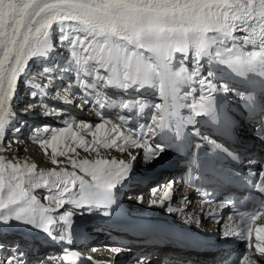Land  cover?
<instances>
[{
  "label": "snow or ice",
  "instance_id": "obj_1",
  "mask_svg": "<svg viewBox=\"0 0 264 264\" xmlns=\"http://www.w3.org/2000/svg\"><path fill=\"white\" fill-rule=\"evenodd\" d=\"M55 33L58 40L54 41ZM57 45L70 51L63 65L56 62L60 58ZM248 46L252 50L246 51ZM30 61L43 62L37 74L46 82L27 80L26 87L31 91L23 115L39 108L43 117H64V109L47 103L52 100L75 105L81 111L88 105L101 122H77L69 117L62 121L65 127L35 128L33 135L45 151L51 149V163L56 166L47 171L38 169L36 163L13 162L0 155V237L9 235L14 226L25 227L43 233L53 244L71 245L77 235L75 212L110 216L118 205L119 190L131 178L138 161L150 167L173 150V144L175 151L200 149L201 144L191 143V136L207 143L212 153L242 160L239 152L202 135L197 125L210 122L224 132L221 109L229 93L249 106L264 107V98L254 92L245 94L226 82L218 83L223 78L216 71L218 65H224L245 79L264 78V0H0V151L9 132L13 137L8 145L11 147L26 126V121H21L20 127H14L19 116L12 102L19 103L20 80L29 76ZM68 76L74 81L61 90L59 82ZM52 88L57 89L54 94L49 91ZM73 88L80 91L73 92ZM109 90L123 95L112 96ZM155 91L163 104L149 98ZM190 97L198 102L182 103ZM77 100H83V104H77ZM181 107L190 109L191 114L180 116ZM112 111L116 115L110 118L107 113ZM200 117L206 120H198ZM139 119L150 122L136 123L127 133L121 131L120 123ZM258 119L255 130L260 133L258 139L264 141V115ZM189 125L193 131L186 133ZM235 126L232 122L229 134ZM74 127L80 131H73ZM43 133H50V138H42ZM84 133H90L92 139L86 140ZM168 133L174 135L169 137ZM157 136L159 143L154 139ZM76 147L97 157L100 149L141 151H127L126 160H77L71 155ZM57 157H67L73 170ZM190 163L196 169L207 167L214 172L219 167L214 160L202 161L196 154ZM249 163L259 167L258 172L251 173L256 179L250 183L264 194V159ZM77 169L91 180L78 175ZM240 178L232 170L218 177L225 185ZM174 183L168 181L159 206L169 199ZM38 189L45 191L47 205L34 194ZM157 192V188L152 189L154 196ZM142 201L143 197H137V203ZM256 203L259 210L240 212L241 224L237 228L229 226L223 234L225 239L239 238L246 244L233 264H264V227L256 228L257 242L253 245L250 223L264 213V195L257 197ZM157 204L152 199L149 207ZM65 205L71 208L61 212ZM166 211L171 213L173 209L168 207ZM151 235L154 240L185 242L181 234L166 230ZM44 248L43 243L0 239V264H78L81 259H91L67 247L59 255ZM110 250L121 254L119 248ZM135 264H151V257L142 255Z\"/></svg>",
  "mask_w": 264,
  "mask_h": 264
},
{
  "label": "bare ground",
  "instance_id": "obj_2",
  "mask_svg": "<svg viewBox=\"0 0 264 264\" xmlns=\"http://www.w3.org/2000/svg\"><path fill=\"white\" fill-rule=\"evenodd\" d=\"M55 28V25L53 26ZM240 36H242L243 34H238ZM35 60V58H33ZM31 64V69L30 71L32 73H38V63L37 62H33L30 61L29 62ZM33 74H31V77H27V79L25 78H21L20 80V84H19V92L20 93H25L26 91V83L27 80H31L33 78L32 76ZM23 83V84H22ZM18 92V94H19ZM17 99L19 101V103H17L15 100L12 102V107L14 108L16 114L17 113H21L22 110L25 111L26 108V100H29V98L27 96H18L17 95ZM22 107H25L24 109ZM37 110L40 111L39 108H37L34 112L28 114V115H23L22 117L19 116V119L16 121L14 127H20L21 125V121H26V126L22 127V130L17 134L19 137V140L14 142L15 147L11 150V152H4V151H0V155L13 160V162L19 160V161H28L29 163H36L38 166V169H43L45 171L56 167L55 165H53L51 163V149L48 148L46 151L45 149H43L40 145V143L36 140L35 136L33 135V130L37 127H40L42 125H49L52 128H61V127H65V125L62 123L63 119L69 118L71 117L72 119H74L75 121L79 122V121H85V122H91L93 124L98 123L100 121H96L93 119H76L72 114H69L67 110H65V116L61 117L60 119H56L53 117H41V120H37L38 118V114ZM33 122L34 127L31 128L29 127L30 123ZM73 131H80L77 128H73ZM248 133V131H247ZM12 134L11 132H9V134L6 136L7 139L12 140L13 138L11 137ZM31 136V139H30ZM85 139L86 140H91V134L90 133H84ZM42 138H50V133H43L42 134ZM26 146V144H28ZM70 143V142H69ZM75 147V145H73ZM127 151H132L134 154L138 151H141L139 149H128L126 150V152H120L116 149H100V156L97 157L96 153L91 152V151H85L83 148H79L76 147V152L75 153H71V155L76 158L77 160H81V159H96V158H104V159H116V160H121V159H127ZM57 159L63 160L65 162L64 166L68 169V170H73L71 168V165H69L67 163V157H57ZM149 168V166H145L143 164L142 161H138V163L136 164L135 170H134V174H139L141 170L144 171L143 173H146V170ZM77 173H79L80 175H84L86 177L91 178L90 176H87L85 173L80 172L78 169L76 170ZM139 172V173H138ZM142 174V173H141ZM166 174V173H164ZM144 176V175H142ZM135 184V179L133 180V185ZM129 185H132L129 184ZM151 186L155 185V183H151ZM130 187V186H128ZM127 188V185L124 184V186L120 189V191H125V189ZM132 192H135V188H131ZM43 191V189H38L35 190L36 193H38V197L42 196L41 192ZM126 192H128V190L126 189ZM175 193H180L182 195L184 194H188L190 197L192 196V191L188 190V189H184L181 191L180 186H177L175 189ZM137 197V196H136ZM43 201H45L42 198ZM127 200H131V197H129ZM134 203H136V201H134ZM196 208L195 206L191 205L189 206L191 211L193 208ZM192 208V209H191ZM198 210V208H197ZM210 228H213L211 225L209 226ZM4 239V241L9 242V237L4 236L2 238V240ZM106 251V250H105ZM111 253L106 252L103 255H110ZM106 257H113V256H106Z\"/></svg>",
  "mask_w": 264,
  "mask_h": 264
},
{
  "label": "rangeland",
  "instance_id": "obj_3",
  "mask_svg": "<svg viewBox=\"0 0 264 264\" xmlns=\"http://www.w3.org/2000/svg\"><path fill=\"white\" fill-rule=\"evenodd\" d=\"M23 84V83H22ZM12 137V136H11ZM13 138V137H12ZM9 141H12V140H9V139H7V138H5V140H4V142H3V150L2 151H4V152H11V150L15 147V145H14V142H12L11 143V147H9L8 145H9ZM27 145H29V143L28 144H26V146ZM138 171H140V173H142L143 174V172L144 171H142L141 172V170H138ZM139 173V172H138ZM193 208V207H192ZM191 208V209H192Z\"/></svg>",
  "mask_w": 264,
  "mask_h": 264
}]
</instances>
